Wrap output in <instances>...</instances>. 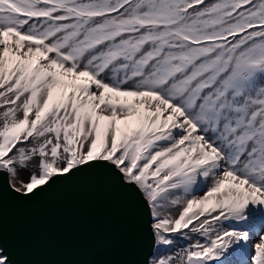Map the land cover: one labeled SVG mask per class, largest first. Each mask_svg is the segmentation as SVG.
Listing matches in <instances>:
<instances>
[{
    "label": "snow or ice",
    "instance_id": "6c2138e0",
    "mask_svg": "<svg viewBox=\"0 0 264 264\" xmlns=\"http://www.w3.org/2000/svg\"><path fill=\"white\" fill-rule=\"evenodd\" d=\"M82 173L141 264H264V0H0V191Z\"/></svg>",
    "mask_w": 264,
    "mask_h": 264
},
{
    "label": "water",
    "instance_id": "95a60500",
    "mask_svg": "<svg viewBox=\"0 0 264 264\" xmlns=\"http://www.w3.org/2000/svg\"><path fill=\"white\" fill-rule=\"evenodd\" d=\"M147 221L138 199L93 173L30 199L0 191V251L10 264H141Z\"/></svg>",
    "mask_w": 264,
    "mask_h": 264
},
{
    "label": "rangeland",
    "instance_id": "374dc122",
    "mask_svg": "<svg viewBox=\"0 0 264 264\" xmlns=\"http://www.w3.org/2000/svg\"><path fill=\"white\" fill-rule=\"evenodd\" d=\"M185 242H187V241H180V240H178L177 246H180V245H182Z\"/></svg>",
    "mask_w": 264,
    "mask_h": 264
}]
</instances>
